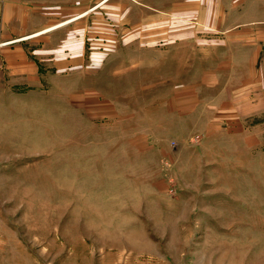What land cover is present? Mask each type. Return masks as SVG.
I'll return each instance as SVG.
<instances>
[{
	"label": "rangeland",
	"instance_id": "obj_1",
	"mask_svg": "<svg viewBox=\"0 0 264 264\" xmlns=\"http://www.w3.org/2000/svg\"><path fill=\"white\" fill-rule=\"evenodd\" d=\"M69 2L25 3L88 11L20 43L35 77L0 45V264H264V106H220L264 94V0Z\"/></svg>",
	"mask_w": 264,
	"mask_h": 264
},
{
	"label": "crops",
	"instance_id": "obj_2",
	"mask_svg": "<svg viewBox=\"0 0 264 264\" xmlns=\"http://www.w3.org/2000/svg\"><path fill=\"white\" fill-rule=\"evenodd\" d=\"M28 0H0V38L1 37H10L11 39H4V41L1 42V46H13L12 49H9L10 52V56L12 57L11 61L14 62L15 67H20L24 69V66H29L31 67V71H29L28 73L32 75V77H35V74H37V69L35 68V62L30 60V58L28 57V55L25 53L24 51V46H20V43L24 42V41H30L32 43H40L39 38H37L39 35L41 34H46L49 33L59 27H63L65 25H68L69 23H71L72 21H75L77 19H81L84 15H82L81 17L79 16L78 18H74L71 21L66 22L65 24L51 30L48 32H44L41 34H37V35H33L37 32H39V30H34L38 29L40 26V21H39V16L38 14H36L35 17L32 16L31 20L29 21V19L27 18V16L25 15L24 11H27V6L29 5H33L35 4V2L39 3L40 0H29V2H25ZM25 3H27V6H25ZM70 3H73L72 0H70ZM179 7L178 5H175V9L178 10ZM130 11L136 9V7L133 5L132 8L129 7L128 8ZM38 10V9H36ZM81 14V13H80ZM68 20V19H67ZM66 21V20H65ZM16 23V27L20 28V29H16V33L11 36L9 35L8 29L11 26V24ZM167 23V22H166ZM26 26H29L32 28V30L27 31V32H23L24 28ZM164 24H160V27L162 28ZM52 26V25H51ZM20 31L19 33H17V31ZM163 32V33H162ZM33 35V36H30ZM81 35V34H80ZM24 36H30L29 38L23 39ZM36 38V40H34ZM131 38L133 39L131 42L136 43V44H141V43H149V42H159V43H163L165 44V49L160 50V57L162 59L167 60L171 54H169V45L171 47V51L174 52L173 50H175V57L178 58V54L183 52V48H184V42H182V36L178 37V36H173V35H169L167 31H161V33L159 34L158 37L155 36H151V35H134L131 36ZM81 40H82V35H81ZM189 43V42H187ZM194 46V45H192ZM197 47V46H196ZM216 49V48H215ZM214 49V50H215ZM146 49L143 50V52ZM170 51V52H171ZM8 54V53H7ZM183 58V57H181ZM216 62V61H215ZM218 62L215 63V65ZM196 65L199 66V62H196ZM179 66H184L183 62H179ZM80 68V66H78L75 69ZM34 69V70H33ZM218 72H216L217 74ZM22 74V72H21ZM214 75L213 77V81L209 87L210 90H218L220 91V89H218V87L216 86V84H218L219 78H216V76L219 75V73L217 75ZM219 81V82H218ZM238 92V90H236ZM253 95L256 96H252L250 99L251 101H248L249 96L245 95V96H237L234 97L233 93L231 95L226 94V99L228 100V102L226 103H221L220 106H226L227 108L229 107H233L235 114L239 111H242L244 113H247L249 110L251 109H257L260 110V108H263L264 106V94L260 93V92H254ZM209 106V105H208ZM219 106V105H216ZM216 108V107H215ZM238 108V110H237ZM219 116H221V114H217L215 115V117L217 118V120H222V117L220 118ZM230 116V115H229Z\"/></svg>",
	"mask_w": 264,
	"mask_h": 264
},
{
	"label": "bare ground",
	"instance_id": "obj_3",
	"mask_svg": "<svg viewBox=\"0 0 264 264\" xmlns=\"http://www.w3.org/2000/svg\"><path fill=\"white\" fill-rule=\"evenodd\" d=\"M87 12H88V11H87ZM85 13H86V12H83V13H81V14H78V15H76L75 17L66 20L65 22H62V23H60V24H56V25L51 26V27H48V28H45V29H43L42 31H40L39 33H36V34H33V35H37V34H41V33L48 32V31H50V30H53V29H55V28H57V27H59V26L65 24L66 22L73 20L74 18H78L79 16L81 17V16L84 15ZM33 35H31V36H33ZM25 38H26V37H25Z\"/></svg>",
	"mask_w": 264,
	"mask_h": 264
}]
</instances>
